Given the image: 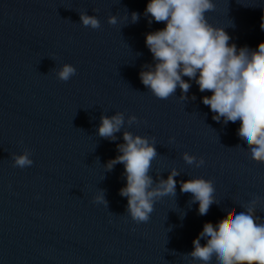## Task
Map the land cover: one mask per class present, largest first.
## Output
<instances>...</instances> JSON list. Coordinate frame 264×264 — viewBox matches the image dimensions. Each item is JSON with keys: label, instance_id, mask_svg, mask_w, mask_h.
Masks as SVG:
<instances>
[{"label": "water", "instance_id": "95a60500", "mask_svg": "<svg viewBox=\"0 0 264 264\" xmlns=\"http://www.w3.org/2000/svg\"><path fill=\"white\" fill-rule=\"evenodd\" d=\"M148 2L0 0V264H191L183 254L193 250L203 225L217 224L236 203L260 197L256 215L264 218V164L238 137L240 122L214 121L202 103L212 93L188 77L186 100L179 87L161 100L142 84L143 66L155 63L146 34L166 26L148 23ZM214 3L206 18L224 28L230 44L255 50L264 42V0ZM80 12L96 15L101 27L83 26ZM110 15L116 25L107 22ZM65 63L76 68L67 82L52 70ZM116 112L125 116L117 139L99 137L101 115ZM131 115L137 123L128 125ZM124 130L155 137L154 181L167 179L172 168L180 172L176 195L159 199L147 223L126 213L127 198L119 194L124 166L104 168L120 154ZM25 149L33 165L13 167L11 153ZM184 152L205 164H186ZM194 177L215 187L219 204L205 216L180 191V181ZM100 190L108 208L94 203Z\"/></svg>", "mask_w": 264, "mask_h": 264}, {"label": "clouds", "instance_id": "9594fccd", "mask_svg": "<svg viewBox=\"0 0 264 264\" xmlns=\"http://www.w3.org/2000/svg\"><path fill=\"white\" fill-rule=\"evenodd\" d=\"M215 7L214 0H149L144 11L145 17H150L148 23L154 20L166 26L146 34L145 44L155 63L144 65L139 77L151 94L161 100L174 95L177 87L182 92L180 98L188 99L191 84L183 77L195 80L200 92L212 93L203 96L202 103L209 106L213 120H222L224 125L239 121L238 137L248 145L251 158L264 164V42L255 50L230 44L231 37L224 28L210 24L206 18V13ZM138 20L139 14L132 12L131 22ZM107 22L116 25L117 16L110 15ZM80 23L93 30L101 27L98 17L86 12H80ZM260 27L264 30V18ZM52 70L64 82L76 74V68L68 63ZM127 123H137V117L129 116ZM124 125L122 112L110 117L101 115L97 134L115 141L116 133ZM117 151L120 154L107 161L104 168L111 171L117 164L124 166L126 186L119 194L127 198L126 213L138 224L147 223L159 199L176 195L175 177L180 172L172 168L167 179L154 181L149 173L158 155L155 137L124 130L123 143L117 145ZM30 156L28 149L22 154L11 153L13 167H31L34 162ZM182 159L195 167L205 164L203 157L198 159L188 152L182 154ZM180 191L191 194L190 202L198 203L201 216L207 215L214 203L219 204L210 179L194 177L180 181ZM259 200L253 195L248 201L236 203L237 207L227 211L217 224L206 222L192 242L193 250L183 255L192 258L191 264H212L213 260L215 264H264V218L256 215ZM94 203L108 208L105 190L94 197ZM201 239L206 243L202 245Z\"/></svg>", "mask_w": 264, "mask_h": 264}]
</instances>
